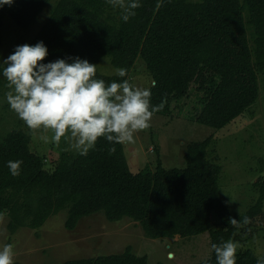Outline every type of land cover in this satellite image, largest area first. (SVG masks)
<instances>
[{
    "label": "trees",
    "instance_id": "16d2710c",
    "mask_svg": "<svg viewBox=\"0 0 264 264\" xmlns=\"http://www.w3.org/2000/svg\"><path fill=\"white\" fill-rule=\"evenodd\" d=\"M51 1L15 0L0 9V48L8 15L28 31ZM140 3L125 23L121 10L113 13L106 0H57L29 45L44 42L49 53L44 63L78 56L97 68L109 57L128 75L141 57L157 82L151 102L161 110L155 115L170 117L173 104L187 98L193 87L200 104L193 118L213 129L229 126L254 106L259 75L264 73V0ZM97 78L110 83L127 77H105L97 71ZM3 87L0 76V91ZM32 139L31 132L15 129L0 141V216L10 218L12 234L22 228L40 229L67 210L65 226L71 231L83 218L103 213L111 222L130 218L150 239L210 232L212 243H220L238 240L240 230L264 209V181L257 182L260 196L245 214L232 215L222 202V167L208 158L213 136L188 145L185 168L166 169L159 161L154 170L140 172L130 169L125 144L104 139L86 157L62 151L52 169L44 156L32 151ZM9 160L23 161L19 176L11 175ZM215 214L219 223L213 221ZM258 258L264 256L250 249L237 252V264H257ZM65 264H148V259L134 254L130 246L121 254ZM207 264H216L214 251Z\"/></svg>",
    "mask_w": 264,
    "mask_h": 264
},
{
    "label": "rangeland",
    "instance_id": "374dc122",
    "mask_svg": "<svg viewBox=\"0 0 264 264\" xmlns=\"http://www.w3.org/2000/svg\"><path fill=\"white\" fill-rule=\"evenodd\" d=\"M200 3L203 0H188ZM57 0H52L44 9L39 20L28 31L17 25L11 15L4 20L0 62L14 52L18 45L29 44L48 21ZM119 8H112L116 13ZM116 67L109 57L97 67L100 75L118 76ZM126 79L141 87L150 86L151 76L143 59L136 60L134 68ZM0 91V141L15 129L33 134L31 149L44 156L53 169L62 151L77 154L71 147V140L59 144L51 142V130H30L10 110L4 99L9 90ZM193 87L187 98L173 104L170 117L153 116L151 127L138 132L134 143H125V153L133 172L154 170L160 161L164 168H185V153L191 143L202 142L213 136L208 148V158L222 167L219 180L220 199L232 215L245 214L255 205L260 196L257 182L264 181V73L259 75V98L254 106L229 126L217 130L201 125L194 120L199 112L198 95ZM49 137L45 142L42 137ZM54 163V164H53ZM49 169V167H48ZM67 210L52 216L40 229H19L12 234L8 228L10 218L0 216V246L12 244L15 264H65L69 261L110 256L123 253L132 247L134 254L146 256L148 264H200L213 255L210 232L192 237L174 239H150L141 225L125 218L111 222L103 213L83 218L74 230L65 226ZM215 223L220 219L215 214ZM239 251L253 250L264 256V209L262 215L240 230ZM176 253L173 261L167 259V252Z\"/></svg>",
    "mask_w": 264,
    "mask_h": 264
},
{
    "label": "clouds",
    "instance_id": "9594fccd",
    "mask_svg": "<svg viewBox=\"0 0 264 264\" xmlns=\"http://www.w3.org/2000/svg\"><path fill=\"white\" fill-rule=\"evenodd\" d=\"M113 8L121 10V20L127 23L141 7L140 0H106ZM15 0H0V9L11 7ZM48 48L43 41L35 45L23 44L0 62V76L9 89L4 99L30 130H51V142L59 144L62 138L71 140L70 147L80 156L95 150L97 142L104 139L110 144L134 143L138 132L151 127L160 105L151 102V88L141 87L129 79L112 81L97 78L96 64L80 57L61 58L44 63ZM119 77L128 76L126 68H118ZM42 139L47 143L49 137ZM114 150V149H113ZM22 160H9L11 175L19 176ZM250 220L244 218L243 223ZM233 225L237 224L232 219ZM167 252L173 261L176 253ZM216 264H237L238 242L233 240L212 243ZM12 244L0 246V264H15ZM207 264V261L204 262ZM257 264H264L258 258Z\"/></svg>",
    "mask_w": 264,
    "mask_h": 264
}]
</instances>
